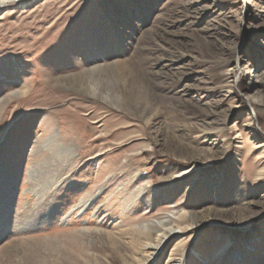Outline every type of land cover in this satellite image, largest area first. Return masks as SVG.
<instances>
[{
    "label": "rangeland",
    "instance_id": "1",
    "mask_svg": "<svg viewBox=\"0 0 264 264\" xmlns=\"http://www.w3.org/2000/svg\"><path fill=\"white\" fill-rule=\"evenodd\" d=\"M92 68L103 98L72 81ZM252 99L264 109V0L3 4L0 264H264ZM169 221L182 233L146 262Z\"/></svg>",
    "mask_w": 264,
    "mask_h": 264
},
{
    "label": "bare ground",
    "instance_id": "2",
    "mask_svg": "<svg viewBox=\"0 0 264 264\" xmlns=\"http://www.w3.org/2000/svg\"><path fill=\"white\" fill-rule=\"evenodd\" d=\"M14 1H17V0H0V6H2L3 4H9L10 2H14ZM18 1H20V0H18ZM236 67H238V62L236 61L235 62V67L234 68H236ZM234 68L233 69H228L227 71L229 72H232L233 70H234ZM118 72V74L119 75H122L123 76V74L121 73L122 71H124V70H122V69H119V70H117ZM102 73H103V71H101L100 70V68H92V70H90V71H87V72H84L81 76H78V77H74V78H72V81H73V83H74V85H80V86H82L83 87V90H84V92H86V93H88V94H90L91 95V97H95V94L98 96L97 98H103V95L102 94H98V92H100V91H97V89L95 88V84H93V81L94 80H96V81H102V79H101V76H102ZM118 75V76H119ZM73 76H75V75H73ZM64 79V78H63ZM78 79H80V81L78 80ZM69 81V80H68ZM71 81V82H72ZM65 83H69V82H65ZM64 83V84H65ZM71 84V83H70ZM103 84V83H102ZM101 84V85H102ZM67 85V84H66ZM59 86V85H58ZM73 86V85H72ZM113 87V86H112ZM229 87H231V86H229ZM76 88V87H75ZM82 89V88H81ZM96 90V91H95ZM97 92V93H96ZM226 93L227 94H233L232 93V89H230V88H227V91H226ZM109 96V95H108ZM128 96V95H127ZM114 98H115V96H114ZM247 98H249V97H247ZM96 99V98H95ZM107 99H109L108 97H107ZM98 100V99H97ZM253 100V99H252ZM111 101V100H110ZM112 102V101H111ZM110 102V103H111ZM253 102V105H254V107H257L258 108V111H257V115L258 116H260L262 119H264V109H261V108H259V106H258V104H257V102L255 101V100H253L252 101ZM252 110H253V108H252ZM146 123H148V122H146ZM220 125V124H219ZM247 128H250V130H251V132H253L252 131V127H253V123H252V121H249V124L246 126ZM216 130V129H215ZM218 130V129H217ZM191 132V131H190ZM214 132V131H213ZM261 147H263L262 145H258L257 147H255V148H253V149H259V148H261ZM66 167V166H65ZM66 168H64V170H65ZM263 173H261V175H262ZM56 175V174H55ZM59 176H62V173L60 174V173H58L57 174V176L56 177H54L52 180H50V186L48 187L49 189L48 190H52L53 191V189L55 188V186H58L57 184L59 183ZM262 177V176H261ZM260 177V178H261ZM60 179H63V178H60ZM68 179V178H67ZM36 180V179H35ZM47 185V184H46ZM142 191H143V189H142ZM141 191V192H142ZM97 194H99V192L97 193ZM51 197V196H50ZM49 197V198H50ZM3 198V197H2ZM38 198V197H37ZM49 198H48V201H49ZM51 199V198H50ZM89 200V199H88ZM43 202V203H42ZM40 204H41V206H40V208H38V209H41L42 208V210L40 211H38V209H36L37 211H35L31 216L32 217H35V215H38L39 213V216L41 217V215L44 213V212H46L45 211V204L47 203V198L45 199V200H43ZM87 203H88V201H87ZM87 203H84L83 204V206L84 205H86ZM1 204H2V202H1ZM0 204V205H1ZM7 207V206H6ZM47 208V207H46ZM1 209V208H0ZM5 209V208H4ZM44 209V210H43ZM74 210V209H73ZM243 210H246V207H244V209ZM42 213V214H41ZM26 217V218H24V219H22V222H19V224L18 225H20V227H22V226H30V222H31V219H32V217ZM38 218V217H37ZM2 219H4V218H2ZM36 219V218H35ZM191 219H193V218H191ZM21 220V219H20ZM177 220V219H176ZM175 221V220H174ZM174 221H169V222H160V223H158L157 225V227L158 228H160V229H162L163 231H164V233L163 234H161L160 235V238H158V239H156V242H155V244L153 243V244H151V243H148V244H145L144 245V247H143V249L144 250H150L151 252L150 253H148L146 256H144V257H146L144 260H147L146 262H148L151 258H152V256H154V254H155V252L158 250V248L161 246V244L165 241V240H168L170 237H174V235L176 236V235H178L179 233H182V230L183 229H181V228H179V227H176V226H169V227H165V226H168V225H170V224H172V223H174ZM2 222H4L3 220H2ZM18 222V221H17ZM177 222V221H176ZM1 224V223H0ZM32 224V223H31ZM167 224V225H166ZM152 226V225H151ZM155 226H153V228H154ZM26 228V227H25ZM22 229V228H21ZM155 229V228H154ZM26 230V229H25ZM9 248V247H8ZM143 260V259H142ZM141 261V260H140ZM140 261L138 262V263H140ZM142 262V261H141ZM143 262H145V261H143ZM141 263V264H144V263ZM128 263V262H127ZM129 264V263H128Z\"/></svg>",
    "mask_w": 264,
    "mask_h": 264
}]
</instances>
